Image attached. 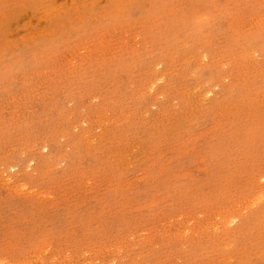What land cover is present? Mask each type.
Wrapping results in <instances>:
<instances>
[{
  "label": "rangeland",
  "instance_id": "rangeland-1",
  "mask_svg": "<svg viewBox=\"0 0 264 264\" xmlns=\"http://www.w3.org/2000/svg\"><path fill=\"white\" fill-rule=\"evenodd\" d=\"M0 264H264V0H0Z\"/></svg>",
  "mask_w": 264,
  "mask_h": 264
},
{
  "label": "bare ground",
  "instance_id": "bare-ground-1",
  "mask_svg": "<svg viewBox=\"0 0 264 264\" xmlns=\"http://www.w3.org/2000/svg\"><path fill=\"white\" fill-rule=\"evenodd\" d=\"M75 127V126H74ZM110 133V132H109ZM8 189V188H7Z\"/></svg>",
  "mask_w": 264,
  "mask_h": 264
}]
</instances>
